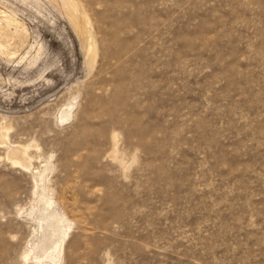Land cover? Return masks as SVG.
Wrapping results in <instances>:
<instances>
[{"label": "rangeland", "instance_id": "374dc122", "mask_svg": "<svg viewBox=\"0 0 264 264\" xmlns=\"http://www.w3.org/2000/svg\"><path fill=\"white\" fill-rule=\"evenodd\" d=\"M0 23V264H264V0Z\"/></svg>", "mask_w": 264, "mask_h": 264}, {"label": "bare ground", "instance_id": "6f19581e", "mask_svg": "<svg viewBox=\"0 0 264 264\" xmlns=\"http://www.w3.org/2000/svg\"><path fill=\"white\" fill-rule=\"evenodd\" d=\"M70 18H71V21L74 23V25H75V27H76V29L82 34V36L86 39L87 37H86V31H85V26H84V24H83V21H82V19H81V16L80 15H77V14H75V13H70ZM3 21V20H2ZM9 24V23H8ZM0 28H1V23H0ZM1 30H2V28H1ZM79 33V34H80ZM66 113V112H65ZM63 114V113H62ZM64 115V114H63ZM1 135V134H0ZM25 153V152H24ZM23 156V155H22ZM46 165V164H45ZM48 205V204H47ZM46 209V208H45ZM54 226L56 225V224H53ZM40 227V226H39ZM56 227H57V225H56ZM50 228H52V227H50ZM55 228V227H54ZM53 228V229H54ZM58 230V229H57ZM55 231V230H54ZM53 231V232H54ZM59 231H60V229H59ZM50 233V232H49ZM50 234H52L51 235V237H56V233H50ZM57 238V237H56ZM49 241H51V240H49ZM58 241V240H57ZM56 241V242H57ZM46 242V241H45ZM55 242V243H56ZM49 243V242H48ZM58 243V242H57ZM43 246V245H42ZM57 246V245H56ZM41 249H42V247H41ZM33 251V250H32ZM31 251V252H32ZM51 252V251H50ZM29 255V254H28ZM31 255V254H30ZM47 255H49V254H47ZM46 255V256H47ZM45 256V255H44ZM46 256L44 257V259L46 258ZM57 257V256H56ZM28 258H29V256H28ZM49 259V258H48ZM54 259H56V258H54ZM53 259V260H54ZM48 261V260H47ZM57 261V259L55 260V262ZM48 263V262H47ZM40 264V263H39ZM50 264V263H49Z\"/></svg>", "mask_w": 264, "mask_h": 264}]
</instances>
